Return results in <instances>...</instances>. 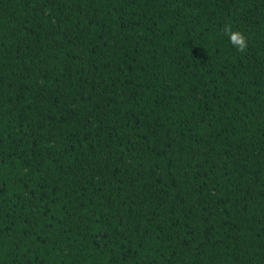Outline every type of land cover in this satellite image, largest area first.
<instances>
[{
  "label": "trees",
  "instance_id": "16d2710c",
  "mask_svg": "<svg viewBox=\"0 0 264 264\" xmlns=\"http://www.w3.org/2000/svg\"><path fill=\"white\" fill-rule=\"evenodd\" d=\"M0 264H264V0H0Z\"/></svg>",
  "mask_w": 264,
  "mask_h": 264
},
{
  "label": "clouds",
  "instance_id": "9594fccd",
  "mask_svg": "<svg viewBox=\"0 0 264 264\" xmlns=\"http://www.w3.org/2000/svg\"><path fill=\"white\" fill-rule=\"evenodd\" d=\"M225 33L230 37V42L235 46L239 51L243 52L247 48V38L240 31H233L230 26H225Z\"/></svg>",
  "mask_w": 264,
  "mask_h": 264
}]
</instances>
